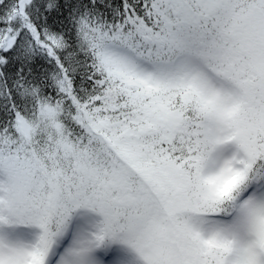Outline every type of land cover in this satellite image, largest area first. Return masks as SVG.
<instances>
[{
	"label": "snow or ice",
	"instance_id": "obj_1",
	"mask_svg": "<svg viewBox=\"0 0 264 264\" xmlns=\"http://www.w3.org/2000/svg\"><path fill=\"white\" fill-rule=\"evenodd\" d=\"M0 264H264V0H0Z\"/></svg>",
	"mask_w": 264,
	"mask_h": 264
}]
</instances>
